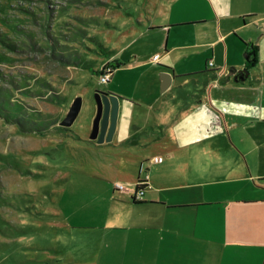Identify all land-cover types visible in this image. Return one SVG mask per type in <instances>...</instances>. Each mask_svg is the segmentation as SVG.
<instances>
[{
	"label": "crops",
	"instance_id": "obj_1",
	"mask_svg": "<svg viewBox=\"0 0 264 264\" xmlns=\"http://www.w3.org/2000/svg\"><path fill=\"white\" fill-rule=\"evenodd\" d=\"M149 10L108 59L119 65L104 89L119 97L112 140L91 139L96 108L76 130L105 172L102 188L63 211L80 239L62 248L65 264H264V0H153Z\"/></svg>",
	"mask_w": 264,
	"mask_h": 264
},
{
	"label": "rangeland",
	"instance_id": "obj_2",
	"mask_svg": "<svg viewBox=\"0 0 264 264\" xmlns=\"http://www.w3.org/2000/svg\"><path fill=\"white\" fill-rule=\"evenodd\" d=\"M152 3L0 0V264L71 263L62 248L80 239L63 211L102 188L95 176L105 172L76 130L87 132L96 92L107 93L103 65L141 31ZM79 97L72 131L61 127Z\"/></svg>",
	"mask_w": 264,
	"mask_h": 264
},
{
	"label": "water",
	"instance_id": "obj_3",
	"mask_svg": "<svg viewBox=\"0 0 264 264\" xmlns=\"http://www.w3.org/2000/svg\"><path fill=\"white\" fill-rule=\"evenodd\" d=\"M247 78L249 70H241ZM243 78V79H244ZM168 84L164 86L166 88ZM95 101L97 104V113L94 120L93 131L91 139L98 140V142H110L112 140L114 131L116 130L118 113H119V97L115 94L96 92ZM82 107V98H76L70 106L67 115L61 123L64 127H71L78 117Z\"/></svg>",
	"mask_w": 264,
	"mask_h": 264
},
{
	"label": "built area",
	"instance_id": "obj_4",
	"mask_svg": "<svg viewBox=\"0 0 264 264\" xmlns=\"http://www.w3.org/2000/svg\"><path fill=\"white\" fill-rule=\"evenodd\" d=\"M209 66H213V62H210ZM115 70H116V67L113 64V61L108 60L103 65L100 71V82L102 84L109 83ZM147 170L148 169L145 165H143L140 169V179H139V182L135 184L134 195H133V198L136 202L144 201L145 188L143 187L148 185V180H149ZM115 188L118 190H125V185L118 183L115 185Z\"/></svg>",
	"mask_w": 264,
	"mask_h": 264
},
{
	"label": "trees",
	"instance_id": "obj_5",
	"mask_svg": "<svg viewBox=\"0 0 264 264\" xmlns=\"http://www.w3.org/2000/svg\"><path fill=\"white\" fill-rule=\"evenodd\" d=\"M246 59H247V69L254 67V65L256 64V52L254 49L247 51ZM113 64L115 65L116 68L119 66L118 64L114 63V61H113ZM138 182H139V180H138ZM146 187H147V185L144 186L143 188H146ZM133 201L136 202L134 200V198H133Z\"/></svg>",
	"mask_w": 264,
	"mask_h": 264
}]
</instances>
